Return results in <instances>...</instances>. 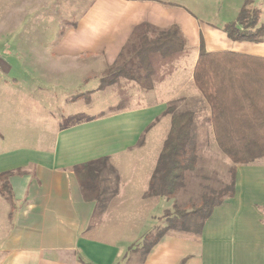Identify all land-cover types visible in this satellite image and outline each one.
<instances>
[{
  "label": "crops",
  "instance_id": "0c3cea01",
  "mask_svg": "<svg viewBox=\"0 0 264 264\" xmlns=\"http://www.w3.org/2000/svg\"><path fill=\"white\" fill-rule=\"evenodd\" d=\"M64 1L69 2L67 12L74 17L61 26L59 40L48 41L50 62L61 56L59 60L66 65L106 73L122 52L138 42L146 24L153 28L177 24L187 38L190 55L164 82L181 69L188 76L168 97L59 125L49 136H36L33 146L21 143L15 118H8L2 108L0 123L10 129L0 128V144L8 141L12 145L0 150V174H8L10 189L9 199L0 190V264H264V162L260 159L236 166L234 195L213 208L200 234L169 230L143 256L141 249L130 250V246L150 226L134 237L130 230L122 233L118 225L113 226V222L130 223V209L149 197L146 191L162 144L152 156V166L145 170V156L133 158L132 152L141 134L168 115L166 105L180 98L189 81L195 90H187L182 97L201 99L192 76L200 41L207 51L264 58V37L259 43L231 40L223 28L236 21L241 7L224 9V0ZM254 2L264 5L261 0ZM230 15H234L231 20ZM16 27L5 25L3 36L19 37L15 45L25 51L28 41L30 48L38 47L37 40L45 37L42 32L47 26ZM39 55L28 50L18 58L29 62ZM6 61L0 57V69L7 75L0 78L2 85H8L9 79L16 83L19 76ZM27 66L31 71L38 68ZM46 71L50 73L47 79L72 78L69 68L49 67ZM75 77L84 80L86 74ZM164 82L148 91H134L148 94ZM86 93L77 96L83 97L87 107ZM100 157H107L109 164L100 174V188L103 195L108 188L113 193L112 197L106 195L103 207L82 197L72 171L74 165Z\"/></svg>",
  "mask_w": 264,
  "mask_h": 264
},
{
  "label": "trees",
  "instance_id": "16d2710c",
  "mask_svg": "<svg viewBox=\"0 0 264 264\" xmlns=\"http://www.w3.org/2000/svg\"><path fill=\"white\" fill-rule=\"evenodd\" d=\"M253 3L254 0H244L236 21L224 26L223 30L231 40L259 41L264 37V23L258 25L262 10L253 6ZM189 55L187 38L177 24L162 28L146 24L138 42L122 52L114 66L100 78L97 89L113 92L116 96V102L108 106L106 113L121 111L133 105L134 96L128 94V87L123 86L121 79L130 83V89L148 91L164 82ZM236 58L250 61L239 67L235 63ZM261 65H264V58L233 51H207L203 41H200L193 67V81L209 105L207 120L212 124L220 149L235 163L230 168V182L222 188L209 189L208 193L202 195L199 205L182 208L174 204L171 210H165L167 212L163 218L167 220L166 224L151 227L130 246V250L131 247L141 249L145 256L169 230L180 229L200 234L213 208L234 195L235 165L264 157V105L261 103L264 98L263 68L261 74L258 72ZM246 69L256 70L258 76L253 78L251 75L239 74ZM253 83L258 86H253ZM85 98L90 106L91 93L87 92ZM178 103L175 100L169 102L164 111L170 117V125L149 179L146 191L149 197L174 196L185 185L187 174L196 167L197 144L192 140L196 109L188 100L183 102V107ZM108 165V158L100 157L72 167L82 197L96 201L100 207L107 200L100 188V174ZM7 175L0 174V190L9 199ZM191 221L195 224L194 229L186 226Z\"/></svg>",
  "mask_w": 264,
  "mask_h": 264
},
{
  "label": "rangeland",
  "instance_id": "374dc122",
  "mask_svg": "<svg viewBox=\"0 0 264 264\" xmlns=\"http://www.w3.org/2000/svg\"><path fill=\"white\" fill-rule=\"evenodd\" d=\"M86 1L87 3L89 2V0ZM242 1L243 0H224L223 8L241 7L243 4ZM258 1L259 0H257V2ZM67 3L69 2L64 0H0V57L4 61L7 60L6 62H8L10 66H14L15 72L17 71L19 75L16 83H12L11 79H9L8 85H2V83H0V111H2L3 108L8 118L11 116L15 118L16 123L14 124V128H17V132L21 134V143H23V145H35L33 139H35L36 136H49L59 125H67L90 116L107 114L106 110L108 106L116 102V96L113 93L97 90L100 78L105 75L103 70L96 72L97 70L95 69L94 72H85L83 66L79 67L77 66L78 64L66 65L67 63L61 62L59 60L61 56H56L59 59L55 58L53 62H50L46 57L48 41L59 40L61 26L73 20L74 16L67 12ZM254 3L253 6L256 5L259 8L261 6L262 8L260 9L264 11L263 4L259 6V4ZM260 3H264V0H261ZM229 17L231 20L234 18V15H230ZM258 23H264V14L259 16ZM5 25H9L13 28L21 26L20 28L22 29L30 28L32 25H45L47 27L45 29L46 31L42 32L45 37H41L37 40L38 47H34L31 42L33 48H30V41H28V43L25 44L26 47L23 48L25 51H21V48L15 45L19 37H15V40H13L14 36H3L2 30ZM20 34H23V32ZM260 41L261 40L253 42L259 43ZM28 50L34 51V54L37 55L41 53L42 57L45 58L42 60L41 55H39L37 60L31 59L29 62L19 61L20 58L18 57ZM248 61L250 60L246 58L235 59V63H237L239 67L243 64H249ZM26 64L37 66L38 68L36 71H31V68ZM97 66L103 67L102 64H97ZM49 67L53 69L57 67L69 68V73H72V78L47 79L46 76L50 73L46 71V68ZM20 68L23 71H21ZM75 68L77 70H75ZM262 68L264 76V65L260 66L258 72L261 74ZM2 72L3 71L0 69V78L7 77V75L2 74ZM258 72H256V70L252 71L246 69L245 71L239 72V74L251 75L254 78L258 76ZM76 74H86V79H78L75 77ZM187 76V70H178L175 75L148 94H136L134 89H130L129 82H125V79H121L120 82L124 84V87H128V94L130 96L132 95V97L134 96L132 104L137 105L140 104L139 102L147 103L149 100H159L168 97L169 93L174 91V88L186 81ZM52 81L55 82L54 86H51ZM78 83L79 87H75ZM253 86L258 85L257 83H253ZM190 89L195 90L192 81L186 84L185 89L181 92L182 94L179 95L180 98L175 101L179 102L178 105L180 107H183V102L188 100V102L193 104L192 107H194V110L196 109L195 131L192 139L193 141L195 140L196 142H194L197 144L195 151L196 167L187 174L185 185L174 196H167L166 198L148 197L146 199L147 201L145 200L135 209H130V223L113 222V226L118 225V230L122 233H127V231L130 230V237H134V235H137L136 233L142 232L147 227L149 228V226L151 229V227H157L161 223L162 225L166 224L167 220L164 221L165 219L163 218L164 213L167 212H165V210H171L174 204H179L182 208H192L194 205L200 204L202 195L208 193L209 189L222 188L230 182V168L234 166L235 163H233L220 149L215 139L212 124L207 120L210 115L207 101L202 97V100H197L195 97H182L185 92ZM80 92L92 93L91 107L85 106L83 97L78 98L77 94ZM199 96H201V94ZM37 99H40V101ZM41 99H43V101H41ZM261 103L264 105V98L261 100ZM168 126L169 115H164L158 118L157 121H154L146 132L139 137L138 146L136 150L132 152L133 158L136 156H140L141 158L145 156L142 161L143 169L147 170L152 166V156L159 150L165 138ZM0 128L5 131H9L10 129V127L5 128L3 123H0ZM7 143L8 141L1 143L0 150L12 145L11 143ZM259 159V161L264 162V157ZM237 165L238 164H236L235 167ZM106 185L108 187L113 186V184ZM105 191L104 197H106V195L113 196L112 188L105 189ZM116 191H118V188ZM125 225L129 227H127V230L124 228ZM186 226L194 229L195 224L191 221L187 223ZM179 227L181 226L179 225ZM178 231L186 232L180 229ZM189 233L194 234L192 231Z\"/></svg>",
  "mask_w": 264,
  "mask_h": 264
}]
</instances>
